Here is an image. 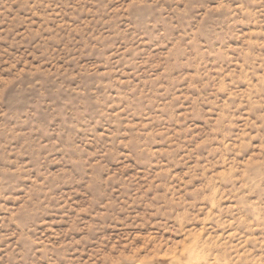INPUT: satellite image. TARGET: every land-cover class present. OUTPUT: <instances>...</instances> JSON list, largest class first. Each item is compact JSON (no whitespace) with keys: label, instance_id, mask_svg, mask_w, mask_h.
Returning a JSON list of instances; mask_svg holds the SVG:
<instances>
[{"label":"rangeland","instance_id":"374dc122","mask_svg":"<svg viewBox=\"0 0 264 264\" xmlns=\"http://www.w3.org/2000/svg\"><path fill=\"white\" fill-rule=\"evenodd\" d=\"M0 264H264V0H0Z\"/></svg>","mask_w":264,"mask_h":264}]
</instances>
